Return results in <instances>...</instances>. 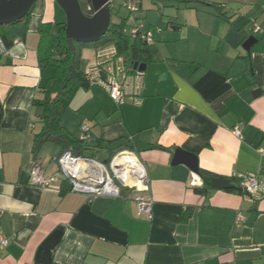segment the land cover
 <instances>
[{
    "label": "crops",
    "instance_id": "obj_1",
    "mask_svg": "<svg viewBox=\"0 0 264 264\" xmlns=\"http://www.w3.org/2000/svg\"><path fill=\"white\" fill-rule=\"evenodd\" d=\"M207 1L225 16L200 3L164 5L162 24L151 29L161 60L142 72L138 105L117 104L93 78L61 118L77 139L90 125L86 143L100 146L92 160L105 165L121 156L117 166L127 167L131 186L119 196L72 191L58 176L56 142L35 154L43 110L33 102L55 71L39 63L38 31L41 23H66L65 12L56 0H38L28 20L1 30L11 45L0 53V232L9 240L0 264H264V198L241 187L197 191L201 172L264 178V42L246 47L264 36V0ZM87 49L85 72L101 52ZM178 149L196 157L197 170L173 163ZM36 163L57 176L50 187L31 183ZM139 164L145 184L130 176ZM145 189L152 219L139 216L133 199Z\"/></svg>",
    "mask_w": 264,
    "mask_h": 264
},
{
    "label": "trees",
    "instance_id": "obj_2",
    "mask_svg": "<svg viewBox=\"0 0 264 264\" xmlns=\"http://www.w3.org/2000/svg\"><path fill=\"white\" fill-rule=\"evenodd\" d=\"M164 5H188L200 3L213 7L221 12V5L207 0H160ZM140 2V9H141ZM88 6H91V0H87ZM139 9V10H140ZM93 12H89L92 14ZM133 14V13H131ZM31 12L21 21L13 23V26L28 20ZM113 15V12H112ZM126 21L123 20L120 24H115L111 21V25L105 36L98 43L81 44L74 42L75 51H72L66 39V23H41L39 28L40 42L38 46V57L41 66H52L55 71L54 75L48 80L42 90L43 99H35L33 104L42 108L43 128L39 134L35 136V154H38L42 145L47 141H53L60 145L62 154L71 152L76 157L95 159L98 153L99 145H89L80 139L75 138L61 125V118L65 111L69 108L72 100L78 91L87 89L91 85H95L87 72L82 70V52L86 48L100 49L99 46L113 44L115 53L114 58L123 59V64L130 73H135L134 64H150L161 60L158 56V48L156 42L148 43L142 40L139 36L133 37L125 32ZM142 26L137 23L136 26ZM4 29L0 26V35L2 36L6 46L11 44L7 41L5 35L1 32ZM143 32L147 31L142 26ZM264 36L256 41V44H262ZM124 147L123 151L130 150L129 146ZM131 151V150H130ZM108 163L110 162L107 161ZM204 187L197 189L198 192H204L210 188L212 176L206 172H201Z\"/></svg>",
    "mask_w": 264,
    "mask_h": 264
},
{
    "label": "built area",
    "instance_id": "obj_3",
    "mask_svg": "<svg viewBox=\"0 0 264 264\" xmlns=\"http://www.w3.org/2000/svg\"><path fill=\"white\" fill-rule=\"evenodd\" d=\"M141 0H122V6L130 13H136L140 9ZM91 6L88 7V11ZM260 28L256 26L254 28L255 32H258ZM131 35L133 37L139 36L142 40L153 43L154 33L151 30L143 32L142 26H136L132 28ZM7 50V46L0 35V53H4ZM114 51L111 53L106 50H102L99 53V60L96 67L88 71V76L93 78H98L100 83L106 88L111 99L119 105H124L127 103V98H131L133 105H138L140 99L137 97V92L141 88L142 72L136 70L135 73H130L125 65L123 64V59H115ZM106 75V79L101 78V73ZM140 82V83H139ZM90 125L83 123L79 129V139L83 142H88L90 140ZM233 133L237 137H241L242 132L239 128H235ZM264 157V149L260 151ZM118 157L117 156L109 164V168L99 162L86 159L81 157H76L72 155L71 152H66L58 158V164L60 167L59 175L63 178L69 180L72 184V191L87 192L96 195H103L107 193L110 196H119L121 192V187L117 184V181L123 186H131L127 184L124 180L127 167L117 166ZM139 163V162H138ZM80 164H87L89 168L79 169ZM140 169L136 171H131L130 176L139 180L141 183L145 184V172L141 164ZM100 170V171H99ZM119 170V173L117 171ZM111 172V173H110ZM100 174L102 180H106V184L102 188H95L91 185V180ZM56 177H50L46 174L44 167L36 163L33 165L30 171V180L33 185L48 188L52 185L54 181H57ZM235 179L237 180L239 186L249 197L253 199L264 198V178L260 179L254 174H236ZM108 183H112V187L108 188ZM92 186L95 189L89 190L88 187ZM146 192L142 190L134 195V202L137 206V211L139 216H145L149 219L153 217V200L147 195L143 194ZM244 221L243 216L237 217V222ZM9 244V240L0 232V246L5 247Z\"/></svg>",
    "mask_w": 264,
    "mask_h": 264
},
{
    "label": "water",
    "instance_id": "obj_4",
    "mask_svg": "<svg viewBox=\"0 0 264 264\" xmlns=\"http://www.w3.org/2000/svg\"><path fill=\"white\" fill-rule=\"evenodd\" d=\"M38 0H0V26H9L23 20L32 10ZM58 5L66 14V39L69 48L75 51L74 42L81 44L98 43L105 36L112 21L113 0H91L93 12L86 15L81 8L79 0H56ZM256 39L251 37L246 47L250 48L256 43ZM146 64H134V70L144 72ZM101 78L106 79L102 72ZM173 163H185L193 170H197V159L181 149L176 150ZM106 180L92 183L95 188H102ZM211 186L214 189L228 190L240 188L239 184L230 178H212ZM241 189V188H240ZM108 195L107 193H104Z\"/></svg>",
    "mask_w": 264,
    "mask_h": 264
},
{
    "label": "rangeland",
    "instance_id": "obj_5",
    "mask_svg": "<svg viewBox=\"0 0 264 264\" xmlns=\"http://www.w3.org/2000/svg\"><path fill=\"white\" fill-rule=\"evenodd\" d=\"M79 3L81 5V8L84 11L87 6V0H79ZM142 5H143L142 10H139L136 13L131 14L129 11H127L122 6V0H113L112 22L115 24H120L123 22V20H125L127 23V25L125 26V32L127 35L131 34L132 28L135 25H137V23L143 24L144 27L147 29H150V30L153 29V31L156 29L158 31V27L160 24H162L163 19H164L162 15H164L167 7L164 6L163 2L160 0H142ZM167 6H170V4H168ZM6 27H9V26H3V28H6ZM112 47H113L112 43L107 44L106 46H99L101 51L108 50ZM88 49H93V48H88ZM107 161L104 163L108 167L109 163ZM117 184L121 187L122 190L125 189L118 181H117Z\"/></svg>",
    "mask_w": 264,
    "mask_h": 264
},
{
    "label": "bare ground",
    "instance_id": "obj_6",
    "mask_svg": "<svg viewBox=\"0 0 264 264\" xmlns=\"http://www.w3.org/2000/svg\"><path fill=\"white\" fill-rule=\"evenodd\" d=\"M90 167V166H89ZM87 164H80L78 166L79 169H86V168H89ZM100 171V170H99ZM102 180V177L100 176V174H97L91 181L92 183H95V182H100ZM111 185L112 186V183H108V185ZM89 190H94L95 188L92 187V186H89L88 187Z\"/></svg>",
    "mask_w": 264,
    "mask_h": 264
}]
</instances>
